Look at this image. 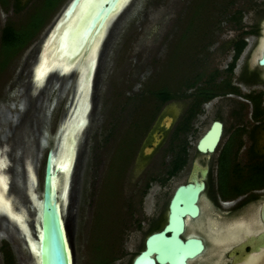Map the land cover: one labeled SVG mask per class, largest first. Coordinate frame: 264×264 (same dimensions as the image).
<instances>
[{"label": "rangeland", "instance_id": "374dc122", "mask_svg": "<svg viewBox=\"0 0 264 264\" xmlns=\"http://www.w3.org/2000/svg\"><path fill=\"white\" fill-rule=\"evenodd\" d=\"M33 1L22 3L21 11H13L12 0L3 5L0 2V34L9 25L23 42L34 36L2 68L4 55H0V112L13 118L4 119L0 115V135L7 132L6 138L0 141V152L8 164L16 162L20 153L24 155L23 167L17 168L20 167L18 173L24 179L21 194L9 190L7 195L14 198L15 212L24 210L30 230L37 221L31 194L40 199L46 151L58 134L61 120L70 112L67 100L76 91L78 78L75 71L54 76L56 85L49 87L50 76L42 88L28 90L33 66L40 64L41 46L70 0H61L45 19L42 13L47 6L34 5ZM240 1L235 0L232 8ZM227 2L129 0L115 18L114 28L111 27L112 32L109 31L97 59L91 109L78 144L63 211L74 264H130L133 255L142 248V232L146 228L142 223L143 214L152 207L154 197L163 198L159 181L152 180L165 171L164 163L170 156L167 150L173 146L168 145L166 138L158 152L145 160L138 159L140 149L166 105L171 108L163 114L176 117L175 109L179 113L185 108L182 101H168L163 107L152 92L161 87L177 90L191 81L192 73L203 61L209 64L204 54L208 51L212 57L213 46L205 52L201 47L195 50L194 47L205 44L213 29L215 36L211 39L218 40L228 24L225 21L230 8L225 5ZM48 56L47 51V61L51 57ZM191 63L193 67L187 66ZM30 96L36 99L39 113L24 114L23 125L11 128L14 120L22 118L17 109L20 100ZM215 116L211 113L206 121L202 116L194 123V135L188 136L192 147ZM41 120L43 129L38 138L43 135L44 143L29 156L21 137L28 139L33 147L37 133L28 130V126L31 121L35 125ZM28 162L31 167L27 171ZM9 170L6 166L7 175ZM0 221V264H29V256L15 229L5 218L0 217ZM5 226L12 234L11 239ZM5 254L11 255L8 262Z\"/></svg>", "mask_w": 264, "mask_h": 264}, {"label": "flooded vegetation", "instance_id": "af4514ba", "mask_svg": "<svg viewBox=\"0 0 264 264\" xmlns=\"http://www.w3.org/2000/svg\"><path fill=\"white\" fill-rule=\"evenodd\" d=\"M30 1L12 0L13 11H21L22 3L26 5ZM60 1L35 0L32 3L47 6V10L42 13L45 19ZM0 2L3 5L8 0ZM234 3L235 0H228L225 4L230 7L225 18L228 24L218 35V40L211 39L215 36L213 29L209 31V40L203 46L200 44L194 47V50L201 47L205 52V49L207 51L213 46L212 57L208 51L204 54L209 64L203 61L199 69L192 73L191 81L180 85L177 90L164 87L172 97L162 102V106L165 107L168 101H182L185 102V108L179 113L175 109L177 117L173 114L174 121L157 147H151V138L160 132H155L153 128L140 149L138 159L144 147L154 149L149 159L158 152L166 138L168 145L173 146L167 150L170 156L165 160V171L152 180L159 181L157 183L163 189V198L154 197L152 207L144 212L145 220L142 223L146 228L142 232V248L133 255L130 264L145 249L150 234L173 225L171 214L178 216L181 222V230L177 235L182 242L198 239L202 243V250L187 258L185 264H254L252 261L257 256H264V66L258 63L264 50V0H242L232 8ZM187 66L193 67V64ZM35 71H38L36 64L29 80V91L42 88L37 83ZM28 100L24 107L18 106L22 118L14 120L15 125L11 128L23 125V115L29 114L23 111L29 106ZM168 108L171 106L163 108L160 117ZM33 111L34 108L31 109ZM211 113L216 116L192 147L188 136L194 135V123L202 116L206 121ZM213 122L221 125L219 138L211 151H200L197 144ZM6 133L4 131L0 135L3 136L0 141L6 138ZM2 154L0 152V203L4 207L8 203L14 211V198L8 196L7 191L16 194L21 191L20 188V191L14 189V186L22 183L18 173L22 166L17 170L21 157L18 153V160L8 164ZM5 166L10 167L8 175ZM28 166L29 163L27 170H30ZM180 186L184 189L172 211L170 203ZM0 217L10 223L19 237L17 228L7 215L0 212ZM249 217H255V228L235 230L233 242L230 243L217 245L212 241L211 233H218L227 225ZM213 223L216 225L214 229ZM4 229L11 239L12 234L6 226ZM171 235V231L165 233V237ZM18 239L21 240L20 237ZM5 260L8 262L6 254Z\"/></svg>", "mask_w": 264, "mask_h": 264}, {"label": "bare ground", "instance_id": "6f19581e", "mask_svg": "<svg viewBox=\"0 0 264 264\" xmlns=\"http://www.w3.org/2000/svg\"><path fill=\"white\" fill-rule=\"evenodd\" d=\"M99 1L100 0H83L82 3L78 5L77 12L70 16L67 21L61 24L54 31L53 36L49 41H47L49 34L47 35L46 41L41 50V58L39 60L40 64L37 67L38 71L37 73L35 71L37 83L39 85L41 84V86L44 85L45 79L52 76L48 84L49 87L56 85V81H54V76H64L70 73L71 71H75L78 73L76 91L70 93V101L67 100V107L70 108V112L66 114L64 120H61V125L58 129V134L55 135L52 140L53 171L62 212L64 211V208L67 205L71 173L74 166L78 144L82 135V131L86 126L87 114L91 109L92 81L97 59L100 55V52H102L101 48L103 42L105 41L111 27L116 23L115 18L124 9V7H126L127 3L129 2V0H117L114 9L106 17L98 33L93 36L90 42L88 43L86 42L87 38L81 41L79 34L81 32L83 24L86 18L93 13ZM62 31L63 33H61ZM111 32L112 31H110V33ZM51 33L52 30H50V35ZM75 50H77L76 54L71 58L68 57ZM47 51L49 53V56H51L50 58H48V61L46 60ZM67 61L71 62V65H67L69 64L67 63ZM66 84L64 86H66ZM39 88L40 87H38L37 89ZM74 97H76L75 100ZM26 103L27 99H23L19 105L20 107H24ZM0 115L4 119H12L9 118V115H7V113L3 114L2 112H0ZM167 117L169 121H167L168 124L165 126V121L162 122V120ZM174 117L175 116L173 114L162 115V117L157 121L154 127L155 132L159 130L163 138L167 133L168 129L170 128L171 124L173 123ZM0 137L3 138V136ZM44 138L45 137L43 135L40 138L41 145L44 143ZM154 141L155 148L159 145V143H161L162 139ZM153 150L154 149L152 148H147V146L144 147L140 159L145 160L146 158H148V156L153 152ZM31 179L33 178L31 177ZM31 198L30 200L32 206L36 209V212L38 213L40 208V199L37 200L36 195L34 193L31 194ZM1 205L2 203H0V212L7 215V217L11 220V222H13V224L18 230V235L22 240L24 249L26 250V254L30 257L28 263L39 264L36 241L30 235V230L26 222L27 216L24 210H19L18 212H15L11 210L8 203L5 207Z\"/></svg>", "mask_w": 264, "mask_h": 264}, {"label": "water", "instance_id": "95a60500", "mask_svg": "<svg viewBox=\"0 0 264 264\" xmlns=\"http://www.w3.org/2000/svg\"><path fill=\"white\" fill-rule=\"evenodd\" d=\"M82 1L83 0H71L67 4L59 18L53 24L51 28L52 33L50 35L49 32L47 41L51 39L54 31L61 24H63L65 21H67L70 16L77 12V7L79 4L82 3ZM116 1L117 0H100L98 2V5L94 9L93 13L86 18L83 24V27L79 34L81 41L87 38L86 42L88 43L90 42L92 37L98 33L102 26V23L109 15V13L114 9ZM63 31L61 33H63ZM76 52L77 50H75L68 57H73ZM258 63L264 66V50L260 55ZM28 101L29 106L23 111H27L31 116V109L34 108V112L37 111L39 113V107H37L36 105L37 101L32 99L31 96ZM163 121H165L164 125L166 126L168 124L167 121H169L168 117L164 118L162 122ZM42 123L43 122L41 120V122H36L35 125L32 122L28 126L29 130L36 131L37 133L36 144H33V147L31 143H28V139H22L23 142L26 143V147L28 149L27 153H29V156H33L34 150L38 151L41 146L40 138H38V136L43 129ZM220 131V123L213 122L209 130L199 140L197 148L200 151H211L219 138ZM152 138H154L156 141L160 140L162 138L161 132L158 133L157 137H155L154 134ZM52 145L53 144H51V146L47 149L45 156L43 185L40 196V208L38 213L36 212L37 221L36 223L33 222V230H29L31 237L36 241L39 264H74L66 231V221L63 217V212L53 171ZM151 145V147H154L155 141H153V143L151 142ZM8 154L11 155L10 152ZM20 157L21 164L19 163V165L23 167L22 160L24 158V155L20 153ZM21 181L22 183L20 185H23L24 179L22 176ZM20 185L14 186V189L16 187V189L18 188L17 190H19ZM183 189L184 188L180 186L176 190L175 195L170 203L172 211L174 210L173 205L179 201V197L183 192ZM170 221L173 224L172 226L167 225L161 232L150 234L147 237L145 242V249L141 251L140 254L135 258L133 264H155L156 262L159 264H185V260L187 258H191L196 253H199L202 250L203 247L200 240L189 239L186 242H182L178 238L177 234L181 230V222H179L180 220L178 216H173V214H171ZM212 226L213 229L216 228V225L214 223L212 224ZM248 228H255V217L237 220L236 222L227 225L218 233H211L210 236L215 244L222 245L227 242H233L235 230ZM169 231L172 232V235L170 237H165V233ZM259 261H262L264 264V256H257L252 262L256 264Z\"/></svg>", "mask_w": 264, "mask_h": 264}, {"label": "trees", "instance_id": "16d2710c", "mask_svg": "<svg viewBox=\"0 0 264 264\" xmlns=\"http://www.w3.org/2000/svg\"><path fill=\"white\" fill-rule=\"evenodd\" d=\"M33 37L34 36H31L29 40L32 39ZM29 40L26 42L25 41L23 42L19 38V36L14 32L12 26H9V25L5 26L2 30L1 38H0V55L1 56L4 55V60L2 62L3 64L1 68L7 65L9 60L13 56H15L25 46V44L29 42ZM152 94H154L155 97H157L158 100L161 101V103L172 97V95L164 87L157 88L156 90L152 92ZM7 260H9L8 256H7ZM10 263H11V260H10Z\"/></svg>", "mask_w": 264, "mask_h": 264}]
</instances>
